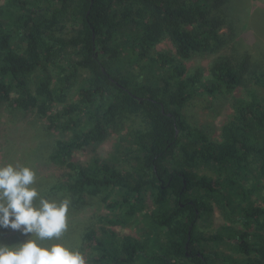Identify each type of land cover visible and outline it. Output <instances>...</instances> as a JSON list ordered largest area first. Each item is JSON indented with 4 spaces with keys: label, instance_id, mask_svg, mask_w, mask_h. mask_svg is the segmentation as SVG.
I'll return each instance as SVG.
<instances>
[{
    "label": "trees",
    "instance_id": "obj_1",
    "mask_svg": "<svg viewBox=\"0 0 264 264\" xmlns=\"http://www.w3.org/2000/svg\"><path fill=\"white\" fill-rule=\"evenodd\" d=\"M245 2L2 0L0 102L43 120L30 157L66 170L32 187L68 199L67 214L101 196V223L141 230L103 227L98 238L91 218L71 220L61 240L42 243L88 248L85 264H264V8L248 16ZM165 40L170 50L159 51ZM224 42L231 55L205 71L182 63ZM223 90L240 96L215 141L182 110ZM112 135L110 160L74 161ZM215 210L224 223L201 229ZM23 239L0 230V243Z\"/></svg>",
    "mask_w": 264,
    "mask_h": 264
},
{
    "label": "rangeland",
    "instance_id": "obj_2",
    "mask_svg": "<svg viewBox=\"0 0 264 264\" xmlns=\"http://www.w3.org/2000/svg\"><path fill=\"white\" fill-rule=\"evenodd\" d=\"M1 4L2 0L0 1ZM259 8H264V0H246L242 10H245L246 14L250 16L254 10ZM224 23L225 27L219 33L225 39L226 36L231 35L233 30L230 29L232 28L231 23L229 24L226 20ZM250 32L249 30L247 33ZM234 37V43H238V37L236 35ZM231 46V42H224L223 46L217 52L194 55L182 63L189 72H193L196 69L205 71L217 57L222 55L230 56ZM170 48V43L165 40L159 45L158 50L168 52ZM170 57H172L171 53ZM201 95L194 97L182 110V113L191 126L201 130L209 139L217 141L219 139L221 125L228 119L231 110V100L236 95L240 96V90L233 93L223 90L214 96ZM73 96V91H70L67 100L70 102L74 99ZM43 125V120H40L34 111L22 112L11 107L6 102H0V165L12 164L13 166H27L35 172V182L39 178L45 180L51 174L59 176L61 172L66 171L53 164L40 165L33 157H30V152L38 145L39 139L37 135ZM63 137L58 134L52 135L53 140ZM116 138V135H112L103 142L89 146L84 151L75 153L73 155L74 161L84 164L93 159L110 160L111 157H114L113 148ZM211 175L212 177L216 176L215 174ZM107 213L104 204L101 202V196H96L85 200L82 208L71 212V214L68 213L66 222L69 223L71 220L83 222L91 218L95 224L94 230L98 238L102 236L100 230L103 227L108 229L112 228L118 236L133 235L140 238L141 230L139 229V231L137 227L131 224L128 226H107L101 223L99 218H103ZM223 223L219 213L215 210L210 220L205 224H201L200 228L208 232H213L218 225ZM5 232L8 236L14 234L11 230H5ZM61 237L62 234L58 239L61 240ZM216 249L227 252L235 257L240 256L235 248L228 245H220ZM88 253V248H85L84 252L81 253L85 262Z\"/></svg>",
    "mask_w": 264,
    "mask_h": 264
},
{
    "label": "clouds",
    "instance_id": "obj_3",
    "mask_svg": "<svg viewBox=\"0 0 264 264\" xmlns=\"http://www.w3.org/2000/svg\"><path fill=\"white\" fill-rule=\"evenodd\" d=\"M34 183L31 168L0 165V230H11L24 238L0 243V264H85L78 250L42 243L59 238L66 229L70 201L45 199L32 187Z\"/></svg>",
    "mask_w": 264,
    "mask_h": 264
}]
</instances>
